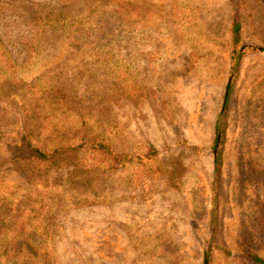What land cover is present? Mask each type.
Segmentation results:
<instances>
[{"label":"rangeland","instance_id":"obj_1","mask_svg":"<svg viewBox=\"0 0 264 264\" xmlns=\"http://www.w3.org/2000/svg\"><path fill=\"white\" fill-rule=\"evenodd\" d=\"M23 138L60 150L38 160ZM91 140L125 159L71 148ZM208 248L209 264L264 259V0H0V264H201Z\"/></svg>","mask_w":264,"mask_h":264},{"label":"trees","instance_id":"obj_2","mask_svg":"<svg viewBox=\"0 0 264 264\" xmlns=\"http://www.w3.org/2000/svg\"><path fill=\"white\" fill-rule=\"evenodd\" d=\"M238 29L239 24L235 18H233L230 31L232 36V41L235 43L238 40ZM253 49L261 50L260 47L254 46ZM239 61V53L233 56V62L231 64V72L235 71ZM230 92V80L225 85V91L222 98V103L220 110L216 116L214 126H213V138H212V148H213V174L214 176L219 175L220 165H221V149L220 146L224 140V129L226 124V101ZM21 145L23 148L28 150V152L38 160H48L54 154L58 153L60 148H52L50 150H42L36 146L31 145L26 139H21ZM65 149H70L69 147H64ZM77 148L84 152L88 160L102 164V165H113L118 164L125 159V156L117 155L110 147L107 142L101 140H91L87 144L78 143L77 145L71 147ZM248 259L256 264H264V259L255 254H247ZM209 248L205 250L202 257L201 264H209Z\"/></svg>","mask_w":264,"mask_h":264}]
</instances>
